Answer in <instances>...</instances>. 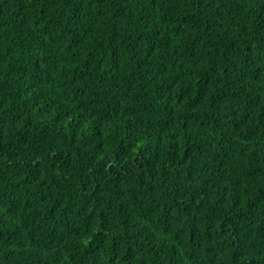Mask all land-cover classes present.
Returning <instances> with one entry per match:
<instances>
[{"label":"trees","instance_id":"obj_1","mask_svg":"<svg viewBox=\"0 0 264 264\" xmlns=\"http://www.w3.org/2000/svg\"><path fill=\"white\" fill-rule=\"evenodd\" d=\"M0 264H264V0H0Z\"/></svg>","mask_w":264,"mask_h":264}]
</instances>
